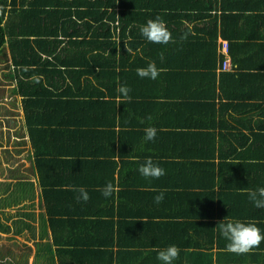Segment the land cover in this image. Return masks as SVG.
Returning a JSON list of instances; mask_svg holds the SVG:
<instances>
[{"label":"crops","instance_id":"crops-1","mask_svg":"<svg viewBox=\"0 0 264 264\" xmlns=\"http://www.w3.org/2000/svg\"><path fill=\"white\" fill-rule=\"evenodd\" d=\"M164 1L159 2L164 5L162 8L167 10ZM203 1L206 3L210 0ZM211 3L209 14L216 19L217 28L221 30L222 27L229 34L226 39L218 36L216 53L223 57L221 42H226L231 67L236 66L235 72L232 73L234 76L228 77L229 81L227 80L223 86L225 96L220 100V105L223 106L220 114L217 112L215 128L210 131L202 128L198 133L197 128H193L195 135L191 136L174 134L173 130H187L182 124L187 127L189 125V118L183 114L182 105L169 107L173 98H178L180 91L178 87L184 80L179 77L162 78L158 86L163 87L161 94L167 95L166 99L160 101L163 104L161 111L166 116L168 126L161 125V121L159 124L161 127H158L156 119L159 121L160 117L158 118L157 106L148 103L151 100L148 99L151 97L150 89L146 91L145 103L120 107L124 120L117 116L115 125L92 127L77 148L79 154L85 153L88 160L97 156V160L103 165L97 163L83 165L80 170H76L77 173H73L71 169L60 172L54 168L48 174L49 181L55 189L54 201L67 203L66 214L57 226L55 234L56 242L61 248V264L71 262L69 257L79 248L77 239L83 234L82 225L85 220L92 222L88 224L89 228L85 234L92 233L90 237L95 241L92 242L94 243L92 248L97 250L91 254L93 258L88 264H110L107 262L111 257L109 253L113 257L112 264H163L157 258L158 252L171 245L177 246L180 250L178 258L172 264H264V242L246 254L229 252L226 250L228 241L222 236L217 224L224 217L225 220L243 222L255 220L264 234V208H256L247 195L248 190L264 187V0H211ZM157 8L159 7L153 0H131L123 7H118L117 24L123 33L112 37L117 44L106 45L109 46L106 52L116 47V55L119 56L122 42L127 44L137 41L140 44L134 45L136 49H133L131 55L123 51L124 58L131 59L135 54L143 55L142 50H145L142 59H152L156 47H161L164 49V59L174 63V59L179 56V46L186 42L180 41L177 28L193 27L198 21L194 23L184 17L162 16L174 42L167 45L150 42L147 46L145 42L148 41H144L140 36V28L152 19L151 14L156 12ZM2 9L3 5L0 3V10ZM4 16H7L6 12ZM175 20L182 22L175 25ZM5 22L4 18L0 26ZM42 37L19 38L33 40ZM41 41L44 42L45 39ZM25 42L38 50L34 45L35 41ZM21 43V55L25 60L27 45ZM76 48L71 47L72 51ZM183 49H186L184 44ZM96 50L102 52L101 49ZM42 58H45V53L42 54ZM187 60L188 58L183 57L179 64L184 65ZM27 68L29 67L26 65L13 66L11 47L5 39L3 47L0 48V106L5 107L0 108V112L4 111V114L0 115L3 118H0V150L11 153L7 150L6 144H1V138L3 134L6 135L5 131L11 128L15 131L19 128L13 136L16 140L11 144L18 147L15 149L16 152L21 149L16 141L19 139L25 141L21 144L24 151L20 152L25 156V160L24 164L17 167L18 172L9 168V173L5 175L0 173V198H7L5 204L11 205L0 209V216L4 215L7 220L12 215L6 216L4 212L12 211L11 209L17 206L22 208V204H27L33 209L35 202L39 214L36 228L31 226L30 221L34 220V214L30 212L21 214L22 224L19 222L20 226L15 230L8 226L13 219H10L8 225L0 222V230L3 233L18 235L29 231L30 241L34 245L23 247L15 243L9 245L6 243L7 252L5 257L0 253L2 258L0 264L6 262L33 264V257L34 259L36 257L38 264H58L57 258L50 257L47 251L53 246L52 231L48 222V226L43 228L44 231L39 227L40 223L38 224L42 214L46 220L47 215L45 207H41V184L34 170L33 158L30 156L32 146L48 144L55 146L53 149H56L58 143L74 145L75 142L66 141L60 134L67 136L72 130H76L77 121L82 120L83 116L86 123L107 122L109 116L104 106L89 104L90 99L87 97L85 104L78 105L80 109H77V104L72 100L66 99L61 104L58 101L56 105H49L51 101L32 96L35 101L28 104L30 109L27 119V123L30 124L29 130H32L30 133L27 130L26 114L22 106L23 97L14 91L18 88V83L26 84L29 80L42 75H32L26 72L30 70ZM216 72L220 71L217 69ZM55 74L64 75L58 72ZM42 81L58 83L56 79L49 80L46 77H43ZM154 85L156 84H151L150 88L155 92ZM77 89L75 87L73 93ZM147 114L150 119H145ZM15 117L18 118L16 122L19 126L10 124L9 119ZM173 120H176L181 128H173L171 126L175 123ZM62 121L72 124L66 133H61ZM123 122L125 124H122ZM147 126L157 129L153 140H146L140 133L145 132ZM35 140L36 143H33ZM50 156L55 160L62 155ZM10 157L8 155L6 160ZM148 158L164 168L165 175L158 179L144 177L138 169ZM46 161L48 162V159ZM0 163H3V159ZM11 171L19 176L29 177V181L33 183V193L28 192L32 195L31 198L21 199L20 203L8 199L15 188L31 186L30 184L13 186L15 181L11 179ZM68 180L71 182L75 180L76 184L84 187L89 199L87 201L78 199V192L74 196L69 192L67 194L70 187L63 183ZM108 182H112L117 190L106 198L102 195L101 189ZM64 185L66 187H63ZM160 191H164V199L160 204H156L154 197ZM19 192L18 189L17 193ZM4 225L8 228L7 231L2 230ZM46 233L47 240L45 238L41 241ZM83 257L82 264H85L84 253Z\"/></svg>","mask_w":264,"mask_h":264},{"label":"trees","instance_id":"trees-1","mask_svg":"<svg viewBox=\"0 0 264 264\" xmlns=\"http://www.w3.org/2000/svg\"><path fill=\"white\" fill-rule=\"evenodd\" d=\"M128 1L131 0H0L3 5V9L0 10V13H2L0 15V23L4 18L6 20L0 26V48L3 47L5 39H7L12 51L13 66L26 65V67H29L27 69H30L29 71L26 70V72L32 75H42L36 79L29 80L26 84L18 83V88L14 91V93H19L23 97L22 106L26 114L27 130L30 133L32 132V130H29L30 124L27 123L28 109H30L28 104L31 101H35L32 96L41 100L47 99L51 101L49 105H56L59 102L61 104L66 99L72 100L77 104V109H80L78 105L85 104L87 97L90 99L89 104L104 106L109 116L107 122L101 123H86V121L84 122L85 116H83L82 120L77 121L76 130H72L67 136L60 134L66 141L75 142L76 144L74 145L58 143L57 148L53 149L55 146L48 144H33V152L29 151L31 153L30 156L33 158L34 170L41 184V207H45V215H47L46 220L44 214L42 216L40 214L39 227L44 231L43 228L49 225L52 231L53 246L51 248L50 245H47L51 248V250L47 249V251L50 257L57 258L58 264H61V248L56 242L55 234L57 226L66 214L67 203L61 204L54 201L55 189H53V185L49 181L48 174L54 168L59 169L60 172H66L71 169L73 173H77L76 170H80L83 165L97 163L102 166L103 164L97 160V156L94 155L95 157L88 160L85 153L84 155L79 154L78 145L88 136L92 127L97 125H115L117 116L124 120L120 107L128 104L145 103L146 93L150 89L152 92L151 97H148V99L151 100L148 103L157 106L158 118L160 117L159 121L156 119L158 127L161 121V125L168 126L165 119L166 116L161 111L163 104L160 101L161 99H166L167 95L161 94L163 87L158 88L162 78L173 79L174 77H179L182 80L184 79L178 87L180 89L178 98H173L169 107L182 105L183 114L189 118V125L187 127V125L182 124L183 128L187 130H173L174 134L195 135L193 128H197V133L202 128L206 131L213 130L217 112L219 113L223 106V104L220 105V100L225 96L223 86H225L227 80L229 81L228 77L234 76L232 73L236 70V66L232 65V71L216 72L217 69H220L223 60V57L218 56L216 53L217 38L220 36L226 39L229 34L222 27L219 30L216 19L209 14L212 5L211 0L206 3L203 0H165L164 3L167 4V10L162 8L164 5L159 2L161 0H153L154 4H157L159 8H157V13L153 12L151 14L152 19L157 16L162 19V16L169 15L184 17L194 21V23L198 21L193 27L177 28L178 37H180L182 43L186 41L183 44L187 50L183 49V44H181L178 48L179 56L174 59V63L164 59L165 53L161 47H156V53L152 59H142V56L145 55V50H142L141 54L143 55L135 54V56H131V59L124 58L123 51L131 55V53L127 52L125 46L128 47L129 45L128 48L133 51V49H136L134 45L140 44L137 41H131L127 44L122 42L119 56L116 55V47L106 52V48L109 47L106 45L115 46L117 42L113 38L123 33L117 24V9L120 6L123 7ZM136 4L139 5L141 2ZM7 6L9 7L8 9ZM160 9L163 11L159 12ZM5 12L7 16H4ZM181 22V20H175L174 24L177 25ZM132 28L135 29L134 27ZM128 34H130V31ZM29 36L43 37L33 40L19 38ZM140 36L146 41V38L141 33ZM87 37L90 38L87 39ZM182 37L186 38L182 39ZM43 38L45 39L44 42L41 41ZM25 41H35L34 45L38 47V50ZM21 42L27 45V58L25 60L21 55ZM147 43L150 42H145L149 46L150 44ZM72 46L77 47L75 51H72ZM96 49H101L102 52ZM41 51L45 53V58H42L44 53ZM183 57L188 58L187 62H185L186 65L179 64L182 62ZM199 59L200 61H197ZM152 61L156 63L157 68H162L164 71L155 80L139 77L136 69L145 68ZM38 67H43L44 69H39ZM55 72L64 75H58ZM43 77L49 80L56 79L58 83L50 81L44 83L42 81ZM224 77L228 79L224 80ZM154 83L156 84L154 85L156 88L155 92L150 88V85ZM121 85L130 87L131 92L129 95L131 100L124 99L122 94L117 92V88ZM75 87L80 91L77 89L73 93ZM227 91L228 89H226ZM217 102H219L218 108L216 107ZM117 104H119V111L117 110ZM225 107L227 108V106ZM148 118L149 114H147L145 119ZM173 122H175L171 125L173 128H181L176 120H173ZM122 124L125 123L123 122ZM34 125L36 126L37 124L35 123ZM41 125L43 124L41 123ZM70 126L72 124L62 121L61 133L68 132ZM204 132H201V134ZM140 133L145 136V132L140 131ZM32 142L36 143V140ZM16 143L17 146L21 147L16 152H23L24 148H22L23 145L21 144L25 143V141L19 139ZM51 154L62 156L53 160L50 156ZM47 159L48 162L46 161ZM32 170L33 165H31ZM10 173L12 174L11 179L15 181L12 184L13 186H20L21 184H30L31 186L29 188L17 187L20 191L19 194L17 193L18 189L15 188L12 191L13 195H9L8 199L20 203L21 199L31 198L32 195L28 192L33 193V183L29 181V177L27 175H24V177L22 175L19 176L14 171ZM9 184H7V188H9ZM63 184L70 187L67 194L69 192L73 196L77 192L74 189L81 187L76 184L75 180H72V182L68 180ZM66 185L63 187H66ZM6 199L0 198V209L11 206L5 204ZM90 223H92L90 220L83 221V234L77 239L79 248L69 257L71 262L62 264H82L84 261L83 253L86 258L85 264H88L93 258L91 254L97 251L92 248L94 247L92 242L95 241L90 237L92 233L85 234ZM2 230L7 231L8 228L4 225ZM45 238L47 240V233L41 240ZM46 243L49 244V242ZM109 254L111 257L107 259V262L112 264L113 257L111 253ZM104 256H106L105 252Z\"/></svg>","mask_w":264,"mask_h":264},{"label":"clouds","instance_id":"clouds-1","mask_svg":"<svg viewBox=\"0 0 264 264\" xmlns=\"http://www.w3.org/2000/svg\"><path fill=\"white\" fill-rule=\"evenodd\" d=\"M27 10V9H26ZM140 32L147 41L154 44L167 45L173 41L172 33L168 30V27L161 17L157 16L155 19H150L145 25L140 28ZM186 37H182L184 39ZM126 50L131 53L132 50L127 46ZM164 71L162 68H157L154 61L149 62L145 68H137V75L141 78H150L155 80L159 74ZM117 92L122 94V97L126 100H131L129 93L131 92L130 87L121 85L117 88ZM150 119V117H149ZM145 139L153 140L156 137L157 129L155 127H147L144 129ZM139 172L144 177L160 178L165 175V169L160 167L151 158L144 161L139 167ZM116 187L112 182H108L103 189H101L104 197H110L115 191ZM79 193L78 199L87 201L89 195L84 187L74 189ZM247 195L249 200L253 203L256 208H264V187L248 190ZM164 199V191H160L158 195L154 197V202L160 204ZM140 221V220H139ZM223 221V222H222ZM143 222V221H142ZM219 225L222 236L228 241L226 244V250L236 254H246L252 251L253 248L259 247L261 242H264V234L261 229L257 226L258 222L255 220H249L243 222L240 220H223L217 223ZM179 248L175 245H171L166 249L158 252V259L163 264H172V262L179 256Z\"/></svg>","mask_w":264,"mask_h":264},{"label":"rangeland","instance_id":"rangeland-1","mask_svg":"<svg viewBox=\"0 0 264 264\" xmlns=\"http://www.w3.org/2000/svg\"><path fill=\"white\" fill-rule=\"evenodd\" d=\"M0 108L5 109L4 106H0ZM14 109H16V107ZM2 114H4V111L0 112V115H2ZM0 118L3 119L2 117H0ZM17 119L18 118H16V117L15 118H10L9 119L10 124L12 126L16 125L17 124V122H16ZM17 126H19V125L17 124ZM18 129L16 128V130L14 131V128H11L10 130L5 131L6 135L4 136V134H3L2 138H1V144L2 145L6 144L7 150L11 151V153H9V152L7 153L4 150H0L1 151L0 160L3 159V163H0V171H1L0 173L3 174V175L9 173V171H8L9 168H13L14 170H16L18 172L17 167L18 166L20 167L22 164H24L25 156L23 155V153L17 154L15 152V149L18 148V147H15V145L11 144L12 141L16 140V139L13 138V136H15V133H16V131ZM8 155H10L11 157L8 160H6ZM35 206H36V202L33 204V209H30V207L27 204L26 205L22 204V208H20L21 206L13 207L11 209L12 211L4 212L6 216H10V215H12V216L9 219L6 220L5 216L1 215L0 216V222L3 223V224L7 223V225H8L10 223V219H13L11 224L8 225V226H11L13 228V230H15L16 227L20 226V223L22 224V221H20L21 214H23L25 212L26 213L30 212V213L34 214V220L30 221L31 224H32L31 226H32V228H36V226L38 227V225H36V223H37V220H38L37 219V215L39 213H37L38 211H37V208ZM38 224H39V222H38ZM30 236H31V233L29 231H27L26 233L14 235L12 233H3L0 230V244H1L0 253H2V255L5 257L6 252H7V249L5 248V244L6 243L8 245L12 244V243H15V244H19L20 246H23V247L33 245L32 242L30 241L31 240L29 238ZM41 241H43V240H41ZM13 251H15V250H13ZM0 259H2V258L0 257ZM2 264H4V263H2ZM6 264H10V262H6ZM33 264H38V260L36 259V257H35V259L33 257Z\"/></svg>","mask_w":264,"mask_h":264},{"label":"built area","instance_id":"built-area-1","mask_svg":"<svg viewBox=\"0 0 264 264\" xmlns=\"http://www.w3.org/2000/svg\"><path fill=\"white\" fill-rule=\"evenodd\" d=\"M221 52L223 53V60L221 63V67L219 69L220 72H227L232 69L230 61L227 57V44L226 42H221Z\"/></svg>","mask_w":264,"mask_h":264}]
</instances>
